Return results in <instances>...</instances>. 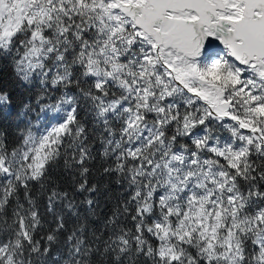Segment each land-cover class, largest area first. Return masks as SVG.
<instances>
[{
    "label": "snow or ice",
    "instance_id": "1",
    "mask_svg": "<svg viewBox=\"0 0 264 264\" xmlns=\"http://www.w3.org/2000/svg\"><path fill=\"white\" fill-rule=\"evenodd\" d=\"M0 264H264V0H0Z\"/></svg>",
    "mask_w": 264,
    "mask_h": 264
}]
</instances>
